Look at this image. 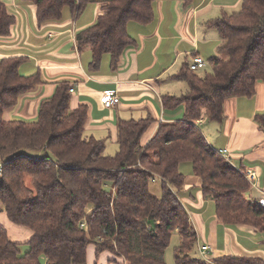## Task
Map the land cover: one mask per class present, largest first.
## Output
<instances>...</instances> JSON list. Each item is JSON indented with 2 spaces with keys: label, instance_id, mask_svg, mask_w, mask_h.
I'll return each mask as SVG.
<instances>
[{
  "label": "trees",
  "instance_id": "16d2710c",
  "mask_svg": "<svg viewBox=\"0 0 264 264\" xmlns=\"http://www.w3.org/2000/svg\"><path fill=\"white\" fill-rule=\"evenodd\" d=\"M27 1L39 25L59 19L64 7L77 18L91 0ZM191 1L183 0L185 5ZM152 3L104 2L94 23L75 34L78 48L89 47L92 67L108 53L116 69L134 43L128 22L149 23ZM15 23V14L0 1V38L9 37ZM207 25L220 38L217 54L208 61L211 71L200 76L182 65L171 78L186 81L188 91L161 97L164 109L182 105V118L159 121L146 142L142 137L155 118L118 120L113 155L105 153L104 139L84 135L88 107H70L67 81L40 102L34 120L4 121L3 111L42 80L39 72L19 73L23 57L0 59V212L32 231L22 254L0 224V264H86L90 244L97 254L115 252L126 264H166L173 233L179 236L174 264H264L258 256H194L197 235L176 194L184 182L179 165L189 161L222 223L264 232V206L246 194L249 183L242 170L220 156L195 124L199 118L221 123L226 98L251 97L256 82L264 81V0H241L237 11L224 12ZM255 121L264 131V112ZM154 179L161 181L159 196L149 189Z\"/></svg>",
  "mask_w": 264,
  "mask_h": 264
},
{
  "label": "crops",
  "instance_id": "0c3cea01",
  "mask_svg": "<svg viewBox=\"0 0 264 264\" xmlns=\"http://www.w3.org/2000/svg\"><path fill=\"white\" fill-rule=\"evenodd\" d=\"M0 1L16 16L11 35L0 38V59L23 57L19 73L39 72L42 80L37 89L23 94L16 106L3 111V120H34L40 102L51 97L60 82L67 81L74 88L70 107L79 104L88 107L84 132L88 137L108 138L114 143L116 124L120 119L148 115L155 118L157 122L144 133L143 142L151 137L159 121L179 119L176 114L183 109L162 107L163 95L178 96L172 91L174 84L167 85L163 78L177 80L171 75L182 65L187 66L195 55L202 57L208 65L210 58L217 54L220 38L207 23L224 12L237 11L241 3V0H192L185 5L183 0H153V18L149 23L128 22L127 32L134 43L124 50L113 70L108 53L102 55L98 66L92 67L90 49L87 46L80 49L75 42L76 32L94 23L106 0H91L77 18L64 7L59 19L39 25L30 1V12L24 10L23 20L17 16V10L24 0ZM105 91H112L119 97L113 107L105 108L101 104L100 96ZM223 112L221 123L205 124L200 130L215 150H227L235 168L255 172V186H249L246 194L257 201L264 196V131L255 116L264 112V81L256 82L251 97L226 98ZM181 164L179 170L184 182L176 194L196 232L197 249L198 245L207 244L204 256L208 260L225 255L264 259V232L244 224L222 223L216 217L213 200L203 196L200 179L193 173L192 166H185L183 173ZM0 213L9 222L10 227L1 225L10 240L19 245L27 244L32 231L12 223L3 212Z\"/></svg>",
  "mask_w": 264,
  "mask_h": 264
},
{
  "label": "rangeland",
  "instance_id": "374dc122",
  "mask_svg": "<svg viewBox=\"0 0 264 264\" xmlns=\"http://www.w3.org/2000/svg\"><path fill=\"white\" fill-rule=\"evenodd\" d=\"M20 6L21 7L18 8L17 10L19 14L18 15L16 14V15L22 17V20H23V18L25 17L24 10L26 12H30L29 7H28V1H25V0L21 1ZM195 71L198 75L202 76L205 72L211 71V66L208 64L206 67L197 69ZM163 79L166 80L165 83L167 85L174 84L172 91H174L177 95L185 94L188 91V84L184 80L177 79L175 81H171L167 78H163ZM178 108L183 109V106L179 105L175 107L173 110H176ZM176 115H179L177 118L181 119L183 116V110L182 112H179ZM209 123L218 124V122L216 121L204 120V123H201L199 125L200 129L203 130L204 125L209 124ZM84 135L88 137L87 132H84ZM106 139L107 140H105V144H106L105 153L109 155H113L115 151L117 150V145L116 143L111 142L108 138ZM185 166H191L190 162L185 161L181 164V170L183 171V173H185ZM149 189L152 194L159 196L161 192V181L158 179H154L153 181L149 183ZM206 198H209V197H206ZM0 224L6 227H10L9 222H7L6 219L1 216V213H0ZM178 244H179V236L177 233H173L171 236L169 245L165 249L164 257H165L166 264H174V259H173L174 249ZM28 248L29 247L26 243L19 245V250H20V253L22 254L25 253L28 250ZM192 254L196 257L203 258L201 253L197 249V246H195V248L193 249ZM86 264H125V261L123 257L109 250H104L101 253L97 254L95 245L90 244L87 246V249H86Z\"/></svg>",
  "mask_w": 264,
  "mask_h": 264
},
{
  "label": "built area",
  "instance_id": "2783aa9c",
  "mask_svg": "<svg viewBox=\"0 0 264 264\" xmlns=\"http://www.w3.org/2000/svg\"><path fill=\"white\" fill-rule=\"evenodd\" d=\"M207 65V62L205 60H203L202 57L200 56H193L191 59V62L188 64V67L191 70H197L200 68H204ZM74 88L72 86H70L69 91L73 92ZM100 102L101 104L105 107V108H110L113 107L116 103L119 102V97L112 91H105L101 94L100 96ZM203 122V118H199L198 120H196V125L199 126L201 123ZM216 152L222 156L225 160L230 162L228 153L226 149H221V150H216ZM243 175L245 176V178L247 179L249 186H255V172L251 169H244L242 170ZM259 205L264 206V196L260 197L257 201H256ZM85 225V220L83 218V220L80 222V227H83ZM99 240H102L103 237L100 235L98 236ZM198 249L199 252L201 253L202 257L204 259L205 258V252L208 249V245L207 244H202V245H198ZM208 260V259H206Z\"/></svg>",
  "mask_w": 264,
  "mask_h": 264
}]
</instances>
